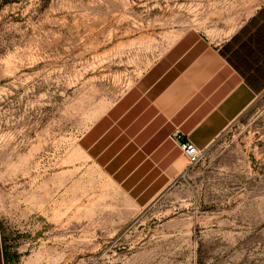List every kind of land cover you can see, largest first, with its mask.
I'll list each match as a JSON object with an SVG mask.
<instances>
[{
  "label": "rangeland",
  "instance_id": "1",
  "mask_svg": "<svg viewBox=\"0 0 264 264\" xmlns=\"http://www.w3.org/2000/svg\"><path fill=\"white\" fill-rule=\"evenodd\" d=\"M264 0H0L4 264H264V91L146 208L77 139L179 35Z\"/></svg>",
  "mask_w": 264,
  "mask_h": 264
},
{
  "label": "crops",
  "instance_id": "2",
  "mask_svg": "<svg viewBox=\"0 0 264 264\" xmlns=\"http://www.w3.org/2000/svg\"><path fill=\"white\" fill-rule=\"evenodd\" d=\"M263 91L264 3L220 42L179 35L76 146L132 210H143L186 168L181 142L207 149Z\"/></svg>",
  "mask_w": 264,
  "mask_h": 264
},
{
  "label": "built area",
  "instance_id": "3",
  "mask_svg": "<svg viewBox=\"0 0 264 264\" xmlns=\"http://www.w3.org/2000/svg\"><path fill=\"white\" fill-rule=\"evenodd\" d=\"M179 146L182 155L185 157L189 165L197 164L203 157L206 150V149L200 150L188 141L181 142Z\"/></svg>",
  "mask_w": 264,
  "mask_h": 264
}]
</instances>
